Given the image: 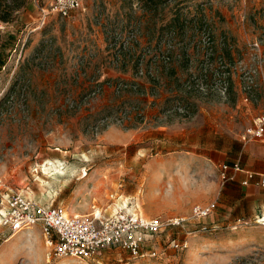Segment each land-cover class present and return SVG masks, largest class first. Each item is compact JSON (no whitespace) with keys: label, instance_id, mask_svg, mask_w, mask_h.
Listing matches in <instances>:
<instances>
[{"label":"rangeland","instance_id":"374dc122","mask_svg":"<svg viewBox=\"0 0 264 264\" xmlns=\"http://www.w3.org/2000/svg\"><path fill=\"white\" fill-rule=\"evenodd\" d=\"M49 2L28 0L12 22H0V52L5 50L6 60L0 68V202L8 192L19 190L37 203L61 205L83 214L92 212L94 206L111 213L124 200L136 199L145 216L183 222L166 226L150 240L158 257H133L121 248H112L97 261L55 256L39 226L34 228V237L26 235L28 230L13 233L2 228L0 264H264V225L257 223V218L217 228L204 222L215 211L216 201L209 202L215 207L206 217L193 216L194 206L206 205L196 204L189 216L166 218L146 211L141 193L129 194V171L141 167L132 161L139 150L137 144L116 146L108 139V128L144 124L145 104L138 98L153 96L152 91L137 79H111L138 84L139 88L122 93L113 90L115 102L110 105L99 99L104 91L90 104L73 108L69 103L80 100L93 87L92 78L100 71L87 74L92 62L135 66L144 62L147 68L153 60L166 66L170 78L165 109L172 111L166 120H177L181 117L177 114L189 119L201 107L210 106L220 108L222 118L224 112L236 114L233 121L237 126L244 121V117L239 119L243 106L237 98L242 77L258 64L250 59L234 61L247 59L250 44L264 46V0H87L85 9L69 17L52 14L35 30L41 24V8ZM131 27L139 31L138 42L129 41L120 49L122 40L115 44L112 32ZM205 27L211 29L216 49L232 60L226 62L231 65V76L225 94L214 74L218 62H210L209 68L197 62L206 56L201 40ZM161 34L165 41H160ZM9 35L11 40L6 42ZM3 42L6 49L1 47ZM224 44L232 47L223 50ZM157 45L165 51L170 48V64L145 53L146 47ZM135 76L155 77L140 75L138 69ZM136 105L144 111V120L133 111L123 124L115 121L99 132L93 129L99 117L114 107ZM49 160L61 161L65 174L51 177L45 173L43 164Z\"/></svg>","mask_w":264,"mask_h":264},{"label":"crops","instance_id":"0c3cea01","mask_svg":"<svg viewBox=\"0 0 264 264\" xmlns=\"http://www.w3.org/2000/svg\"><path fill=\"white\" fill-rule=\"evenodd\" d=\"M144 39H141L142 45L146 42ZM249 46L251 53L247 59L241 57L234 62H248L249 59L252 62L263 59L264 62V46ZM231 47L224 44L223 50ZM197 62L232 60L224 52H219L214 43V54ZM146 66L155 73L153 79L146 76L137 78L138 64L135 66L128 62H92L87 71L93 75L99 69L101 80L137 79L144 89L154 93L153 96L138 98L145 104L147 120L144 124L129 123L108 128V139L116 146L137 144L139 150L132 161L141 169L136 167L129 171V194L136 196L141 193L146 211L166 218L189 216L194 205L216 201L215 211L204 222L217 228L264 215V187L257 183V179L243 185L244 172L225 182L221 176L224 164L237 161L246 170L260 172L264 169V140H242L245 130L264 112V67L260 74H254L250 91L244 90L245 77H242L237 98L240 107L243 106L239 119L244 117V121L236 126L233 121L236 114L224 112L222 118L221 109L210 106L201 107L189 119L177 114L181 116L177 120H166L164 117L172 111L165 109L170 96L167 68L153 60ZM114 94L113 89L107 87L99 99L110 105L115 102Z\"/></svg>","mask_w":264,"mask_h":264},{"label":"built area","instance_id":"2783aa9c","mask_svg":"<svg viewBox=\"0 0 264 264\" xmlns=\"http://www.w3.org/2000/svg\"><path fill=\"white\" fill-rule=\"evenodd\" d=\"M87 0H51L48 5L41 8V24L36 29H41L48 16L58 14L61 17H69L74 11L86 8ZM115 38V44H119L120 49L127 46L129 41L138 42L139 31L137 28L129 29L115 28L112 32ZM172 40L169 36L166 39ZM202 45L206 49V57L214 54V38L210 28L201 30ZM160 41H165L161 39ZM254 48H259L260 43L252 44ZM158 45L151 49L144 50L155 59L169 64L172 61L170 48L167 51ZM144 62H138V73L143 75L150 73L154 77L153 70L143 66ZM210 62H204L206 68L210 67ZM258 68L245 74L244 90L247 91L254 84V74L258 73L263 67V59L257 62ZM217 82L221 83L219 88L224 94L228 90L231 76V65L226 62H218L217 69L214 72ZM196 81H199L196 78ZM93 87L89 92L83 95L80 100L69 101L75 108L81 105L90 104L98 98L105 87H111L117 93H122L128 89L137 91L138 84H131L125 81H113L111 79L101 80L100 72L92 78ZM201 89L205 90L204 86ZM132 106V105H131ZM136 112L140 120H144V111L138 105L133 107L119 106L108 113L99 117L93 126L96 132H99L105 125L112 122L123 124L130 116L131 112ZM242 140L249 142L253 140H264V112L256 119L254 124L248 127L242 134ZM244 172L245 177L242 180L243 185H249L257 179V183L264 187V169L260 172H254L243 168L240 162L224 164L222 168V177L225 181L236 178L237 173ZM114 197V196H113ZM116 210L107 213V210L93 207L89 213H73L61 205H45L35 202L24 192L16 190L8 192L3 196L0 202V231L2 228L10 229L13 233L30 230L35 226H40L47 243L52 246L55 256L60 258H78L82 260L97 261L109 249L121 248L127 251L133 257H158L157 249L150 244V240L156 238L166 230V226L180 225L183 220L173 219L165 222L161 217L145 216L136 199L130 201L124 200ZM215 204L194 206V217L197 219L208 216L214 209ZM257 223L264 225V215L256 219ZM248 223V221H244ZM204 229H207L204 227Z\"/></svg>","mask_w":264,"mask_h":264},{"label":"trees","instance_id":"16d2710c","mask_svg":"<svg viewBox=\"0 0 264 264\" xmlns=\"http://www.w3.org/2000/svg\"><path fill=\"white\" fill-rule=\"evenodd\" d=\"M27 2H28V0H0V22H5V23L12 22L15 18V13L17 11H19L21 8L25 7ZM167 29L170 30L171 27L169 26V27H167ZM161 36H162V34L159 36L160 39H161ZM10 40H11V35H9L6 38V42H9ZM0 43H1V36H0ZM4 46H6L5 42L2 43L1 47L6 49V47H4ZM11 49H10V51L12 52ZM4 53H5V50L0 52V68L6 62V60L4 58ZM172 59H173V57H172Z\"/></svg>","mask_w":264,"mask_h":264},{"label":"bare ground","instance_id":"6f19581e","mask_svg":"<svg viewBox=\"0 0 264 264\" xmlns=\"http://www.w3.org/2000/svg\"><path fill=\"white\" fill-rule=\"evenodd\" d=\"M59 163V164H57ZM43 167H44V172L49 174V176H53V175H56L57 173L58 174H65V170L63 167H61V161H52V160H49L48 162H45V164H43ZM55 171V172H53ZM75 213H78V212H75ZM35 227L31 228L30 230L27 231V234L29 237H34L36 236L35 234ZM15 235H12L10 237V239L12 237H14Z\"/></svg>","mask_w":264,"mask_h":264}]
</instances>
